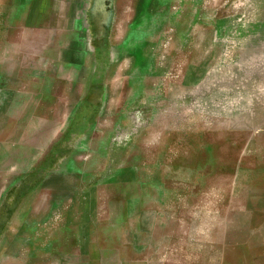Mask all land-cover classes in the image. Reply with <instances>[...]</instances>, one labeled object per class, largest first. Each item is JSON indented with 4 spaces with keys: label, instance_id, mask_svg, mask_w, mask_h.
Returning a JSON list of instances; mask_svg holds the SVG:
<instances>
[{
    "label": "rangeland",
    "instance_id": "374dc122",
    "mask_svg": "<svg viewBox=\"0 0 264 264\" xmlns=\"http://www.w3.org/2000/svg\"><path fill=\"white\" fill-rule=\"evenodd\" d=\"M12 3L0 264H75L92 239L264 264V0Z\"/></svg>",
    "mask_w": 264,
    "mask_h": 264
},
{
    "label": "crops",
    "instance_id": "0c3cea01",
    "mask_svg": "<svg viewBox=\"0 0 264 264\" xmlns=\"http://www.w3.org/2000/svg\"><path fill=\"white\" fill-rule=\"evenodd\" d=\"M27 10L21 11L23 14L22 19H18V6L12 3V0H0V24L3 22H23L25 16L29 13V3L25 5ZM129 241V240H128ZM152 243H148V247L151 245L157 246V240H153ZM90 252L85 255H76L74 260L75 264H141L146 263L152 257V260H157L164 262L165 259H157L155 254L151 252L152 250H142L139 249L141 246L137 244L134 240L129 242H124V240H91ZM254 261L264 262V256H255ZM262 257V258H260ZM59 262H62L61 259H68L65 257H59ZM207 261L210 259L207 258ZM66 263L67 261L64 260Z\"/></svg>",
    "mask_w": 264,
    "mask_h": 264
},
{
    "label": "bare ground",
    "instance_id": "6f19581e",
    "mask_svg": "<svg viewBox=\"0 0 264 264\" xmlns=\"http://www.w3.org/2000/svg\"><path fill=\"white\" fill-rule=\"evenodd\" d=\"M101 21V20H100ZM115 60V59H114Z\"/></svg>",
    "mask_w": 264,
    "mask_h": 264
}]
</instances>
